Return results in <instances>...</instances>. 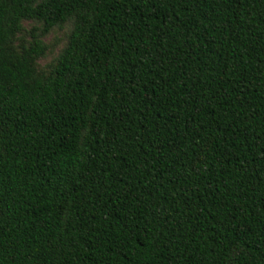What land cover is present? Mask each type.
I'll use <instances>...</instances> for the list:
<instances>
[{
  "label": "trees",
  "instance_id": "16d2710c",
  "mask_svg": "<svg viewBox=\"0 0 264 264\" xmlns=\"http://www.w3.org/2000/svg\"><path fill=\"white\" fill-rule=\"evenodd\" d=\"M0 264H264V0H0Z\"/></svg>",
  "mask_w": 264,
  "mask_h": 264
},
{
  "label": "rangeland",
  "instance_id": "374dc122",
  "mask_svg": "<svg viewBox=\"0 0 264 264\" xmlns=\"http://www.w3.org/2000/svg\"><path fill=\"white\" fill-rule=\"evenodd\" d=\"M55 48H56V47H55ZM56 51H57V50H55L53 53H56ZM41 63L43 64V63H45V61H44V62L42 61Z\"/></svg>",
  "mask_w": 264,
  "mask_h": 264
}]
</instances>
